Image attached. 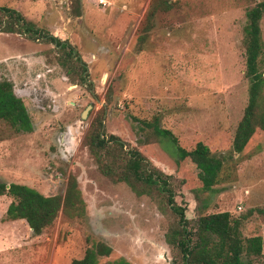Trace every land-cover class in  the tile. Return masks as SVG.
Segmentation results:
<instances>
[{"label": "rangeland", "instance_id": "rangeland-1", "mask_svg": "<svg viewBox=\"0 0 264 264\" xmlns=\"http://www.w3.org/2000/svg\"><path fill=\"white\" fill-rule=\"evenodd\" d=\"M103 1L0 0L78 55L69 59L67 46L43 38L0 32V80L13 83L33 123L31 132H17L0 119V181L52 195L64 194L72 175L85 204L79 215L59 211L33 235L24 219H4L11 198L0 195V264H70L94 242L112 248L100 263L120 257L132 264L181 263V253L165 241L178 220L166 195L135 180L145 192L137 194L114 180L85 144L99 121L104 136L116 135L125 151L136 148L171 175L174 199L191 226L202 214L247 215L242 234L260 235L262 254L243 259L264 264V213L256 210L264 207V130L240 153L232 150L248 102L245 12L262 0H169L167 9L161 0ZM260 27L264 51V18ZM260 68L264 75V54ZM153 123L187 150L200 141L227 156L219 182L203 189L189 166L175 163L173 143ZM120 154L111 146L102 159L116 167Z\"/></svg>", "mask_w": 264, "mask_h": 264}, {"label": "trees", "instance_id": "trees-1", "mask_svg": "<svg viewBox=\"0 0 264 264\" xmlns=\"http://www.w3.org/2000/svg\"><path fill=\"white\" fill-rule=\"evenodd\" d=\"M163 8L170 6L169 0H161ZM243 27V46L245 51V76L249 81L248 102L242 118L237 124L232 140L233 152L240 153L257 129L264 130V75L261 70L263 41L260 21L264 18V0L256 3L245 12ZM0 32H17L30 39L43 38L55 45L68 47L67 58L74 57V49L57 36L37 27L32 21L16 9L0 6ZM76 56L77 53H75ZM60 64L69 69L66 59ZM84 70V67L81 65ZM0 119L8 122L17 132H31L33 123L22 99L13 91V83L7 79L0 80ZM149 125V123H144ZM101 121L95 131L85 137V144L94 154L100 169L114 180L125 181L137 194L145 193L136 190L135 180L155 185L164 193L171 210L178 215L177 223L165 233V241L176 247L181 253L180 264H246L244 256H260L262 254V238L260 235L244 237L241 226L247 215H233L229 211L202 214L194 221L184 213V208L176 203L174 191L170 186V176L155 167L136 148L124 150L125 143L116 135L100 131ZM152 128L162 136H166L176 149V164L189 166L195 177L202 183V188L209 190L220 180V172L227 156L213 154L202 142L187 150L178 144L177 138L167 129L153 123ZM111 146L121 150L120 163L114 167L102 159V152ZM120 170H118V169ZM118 170V171H117ZM0 195L11 198L5 213V220L24 219L33 235H39L52 224L59 211L68 215H79L84 212L85 204L81 196L77 180L70 175L64 194L45 195L37 189L18 182L0 181ZM264 213V207L256 209ZM112 248L105 242H94L84 251L80 258L70 264H132L123 257L100 263L102 257L110 255ZM250 263V260L247 261ZM170 264H177L171 261Z\"/></svg>", "mask_w": 264, "mask_h": 264}, {"label": "flooded vegetation", "instance_id": "flooded-vegetation-1", "mask_svg": "<svg viewBox=\"0 0 264 264\" xmlns=\"http://www.w3.org/2000/svg\"><path fill=\"white\" fill-rule=\"evenodd\" d=\"M6 33H15V32H6ZM17 33V32H16ZM51 34V33H50ZM52 35V34H51ZM60 39V38H59ZM61 40V39H60ZM46 41V40H45ZM64 41V40H63ZM49 42V41H48ZM66 42V41H65ZM52 43V42H51ZM54 44V43H53ZM60 46V45H59ZM75 54V52L73 53ZM76 59H78L80 61V58L79 57H76ZM83 67H84V73H86L87 69H86V65L84 63H80ZM85 77H82L83 80ZM91 109V105H87L86 108L84 109V111L82 112V117H86L87 113H88V110Z\"/></svg>", "mask_w": 264, "mask_h": 264}, {"label": "built area", "instance_id": "built-area-1", "mask_svg": "<svg viewBox=\"0 0 264 264\" xmlns=\"http://www.w3.org/2000/svg\"><path fill=\"white\" fill-rule=\"evenodd\" d=\"M99 2H100V3H105L103 0H99ZM239 209H240V207H239Z\"/></svg>", "mask_w": 264, "mask_h": 264}, {"label": "crops", "instance_id": "crops-1", "mask_svg": "<svg viewBox=\"0 0 264 264\" xmlns=\"http://www.w3.org/2000/svg\"><path fill=\"white\" fill-rule=\"evenodd\" d=\"M30 228V227H29Z\"/></svg>", "mask_w": 264, "mask_h": 264}, {"label": "water", "instance_id": "water-1", "mask_svg": "<svg viewBox=\"0 0 264 264\" xmlns=\"http://www.w3.org/2000/svg\"><path fill=\"white\" fill-rule=\"evenodd\" d=\"M104 127V126H103Z\"/></svg>", "mask_w": 264, "mask_h": 264}]
</instances>
